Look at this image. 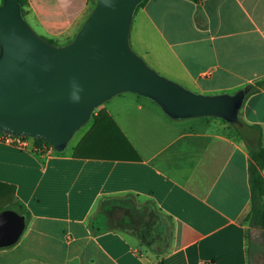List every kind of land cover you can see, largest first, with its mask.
I'll return each mask as SVG.
<instances>
[{"label": "crops", "instance_id": "obj_1", "mask_svg": "<svg viewBox=\"0 0 264 264\" xmlns=\"http://www.w3.org/2000/svg\"><path fill=\"white\" fill-rule=\"evenodd\" d=\"M28 4L26 21L58 43L71 41L89 12V0ZM134 28V51L196 93L234 94L264 79V0H146ZM93 115L109 118L137 159L77 158L71 150L45 157L31 140L24 148L0 142V189L30 217L23 248L32 242L48 251L43 264H256L244 225L250 157L233 130L204 118L181 128L185 120L132 93ZM239 118L260 127L264 152L263 90L245 98ZM92 125L93 118L79 140ZM110 199L120 202L107 211L108 230L93 234L92 216ZM115 212L126 218L114 224Z\"/></svg>", "mask_w": 264, "mask_h": 264}, {"label": "water", "instance_id": "obj_2", "mask_svg": "<svg viewBox=\"0 0 264 264\" xmlns=\"http://www.w3.org/2000/svg\"><path fill=\"white\" fill-rule=\"evenodd\" d=\"M146 0H96L71 41L52 45L23 17L17 0L0 2V133L65 150L96 109L121 93L155 103L173 120L217 118L242 127L249 87L203 95L166 79L130 45L134 14ZM24 215L0 211V249L14 246Z\"/></svg>", "mask_w": 264, "mask_h": 264}, {"label": "trees", "instance_id": "obj_3", "mask_svg": "<svg viewBox=\"0 0 264 264\" xmlns=\"http://www.w3.org/2000/svg\"><path fill=\"white\" fill-rule=\"evenodd\" d=\"M21 6L23 17L29 13L28 0H17ZM96 0H89V12L94 7ZM1 2V0H0ZM143 3L139 6L141 7ZM88 12V14H89ZM87 14V15H88ZM87 17V16H86ZM44 38V37H43ZM52 45H61L65 43H58L53 40L44 38ZM250 88L246 97L251 94L257 93L260 90L264 91V79L258 81L254 85L248 86ZM93 125L80 140L77 141L72 147L71 151L73 156L77 158H97L106 160H125V159H137L132 147L126 142L123 136L120 134L116 125L104 116H94ZM217 120L226 125L227 128L233 130L243 141L250 157L248 165V182L250 191V210L244 219V225L247 227L246 231V246L247 254H249V242L250 238L253 239L256 232H260L262 235V264H264V178L262 176V169L264 166V152L260 143L261 129L258 126L249 127L243 124L242 127L231 126L225 123L221 119L217 118H204ZM32 141V150L36 154H41L40 147L42 145L50 146L47 142L27 138ZM257 139V140H256ZM64 151V150H63ZM56 152L54 153H62ZM13 192L11 190L4 191L0 189V196L7 195L9 197ZM119 200L110 199L100 204V209L92 216V233L100 234L108 230V210L115 209L119 204ZM16 207L15 212L20 215H24L26 223L29 221V215L20 204H13ZM250 258V256H249Z\"/></svg>", "mask_w": 264, "mask_h": 264}, {"label": "rangeland", "instance_id": "obj_4", "mask_svg": "<svg viewBox=\"0 0 264 264\" xmlns=\"http://www.w3.org/2000/svg\"><path fill=\"white\" fill-rule=\"evenodd\" d=\"M134 27H136V26H134ZM134 40H135V28L131 29V33H130V45H131L132 49H133L132 42ZM133 51H134V49H133ZM151 68H153V67H151ZM158 73H160V72H158ZM162 76H164V75H162ZM165 78L168 79L167 77H165ZM168 80H170V79H168ZM171 81H173V80H171ZM173 82H175V81H173ZM175 83H177V82H175ZM177 84H179V83H177ZM179 85H181V84H179ZM181 86H183V85H181ZM186 89H188V88H186ZM188 90H190V89H188ZM192 92H194V91H192ZM189 123H191L190 120H185V122L180 123V125H181L180 127L185 128L187 125H189ZM90 124H91V119L85 126H83L80 130H78L73 135L71 141L69 142V144L67 145V147L65 148L64 151H70L71 150V147L75 143H77L80 136L86 131V129L90 126ZM9 200L10 199L7 195L0 196V211L7 210V209L13 210V211L16 210V207H14L12 204H10ZM132 203L135 206V202H133V200H132ZM154 217H159V215L156 214L155 210H154ZM125 218H126L125 215L120 214V212H115V213H113V216H112V219H114L113 220L114 224H116V221L119 220V222H120V221H123V219H125ZM128 219H131V222H132V220H136L137 223L139 220H141L140 218L138 219V216H136L134 214H130ZM23 235H24V232H23ZM23 235L20 237L19 241L14 246H12L10 248H5V249H11V248L16 247L13 252L3 253V254L0 253V264H43L44 261L48 260V258H49L48 257L49 256L48 251L43 250V249H39L37 247L36 243L30 242L28 244V247L23 248L21 246L23 243V242H21V241H23L22 240ZM155 235H156V233L154 232V239L157 238ZM149 236L150 235L148 234V232H147V235L146 234L142 235V239H141L142 242L144 243L145 241H148ZM250 239L251 240L249 242V251H250L249 256H250V258L253 259L254 262H256V264H262V261H263L262 253H261L262 249H263L262 235L260 234V232H256L253 239L252 238H250ZM156 242L162 244L164 242V240L157 238Z\"/></svg>", "mask_w": 264, "mask_h": 264}, {"label": "built area", "instance_id": "obj_5", "mask_svg": "<svg viewBox=\"0 0 264 264\" xmlns=\"http://www.w3.org/2000/svg\"><path fill=\"white\" fill-rule=\"evenodd\" d=\"M28 140L29 139H27L25 137H14V136H10V135L0 133V142L7 143L10 145L19 147V148L26 147ZM40 151H41V154L45 157L54 153L53 148L51 146H46V145H42L40 147Z\"/></svg>", "mask_w": 264, "mask_h": 264}]
</instances>
